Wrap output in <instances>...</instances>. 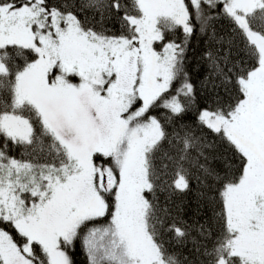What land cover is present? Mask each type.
I'll use <instances>...</instances> for the list:
<instances>
[{"label": "snow or ice", "instance_id": "1", "mask_svg": "<svg viewBox=\"0 0 264 264\" xmlns=\"http://www.w3.org/2000/svg\"><path fill=\"white\" fill-rule=\"evenodd\" d=\"M0 264H264V0H0Z\"/></svg>", "mask_w": 264, "mask_h": 264}, {"label": "trees", "instance_id": "2", "mask_svg": "<svg viewBox=\"0 0 264 264\" xmlns=\"http://www.w3.org/2000/svg\"><path fill=\"white\" fill-rule=\"evenodd\" d=\"M205 38L201 37L200 39H197L196 37H193L192 39V48L194 49V53H190V55H198L199 52L202 50L203 48V40ZM221 51L218 53V56H223L224 55V49L227 47L226 45H220L219 46ZM194 62V61H193ZM221 65H224V61L221 60L220 61ZM203 71H208L206 68H204V66H201ZM196 78L197 79H202V72H198L196 73ZM218 79V78H217ZM222 91V90H221ZM211 94L207 92V90H205V94L203 99L207 100L210 99ZM17 158L19 157V154H17ZM192 190L190 192L187 193V195L183 198H178L177 199V203H181V200L183 201V208L185 210V218L190 222V223H195L196 220H201L202 217H195L194 213H193V209L196 207V193H197V189H198V185L197 182L195 181V179L192 180Z\"/></svg>", "mask_w": 264, "mask_h": 264}]
</instances>
